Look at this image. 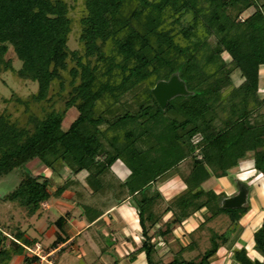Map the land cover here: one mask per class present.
I'll return each mask as SVG.
<instances>
[{"label":"trees","instance_id":"obj_1","mask_svg":"<svg viewBox=\"0 0 264 264\" xmlns=\"http://www.w3.org/2000/svg\"><path fill=\"white\" fill-rule=\"evenodd\" d=\"M70 11L65 0H0V73L11 68L5 60L11 48L21 62L17 77L37 84L28 101H14L26 110L31 103L48 105L40 118L29 114L27 126L18 125L7 112L0 114V178L23 171L15 189L0 201L13 203L31 218L52 192L61 195L86 172L89 195L99 199V207H83L91 221L109 202L133 200L141 245L132 254L143 253L146 264H163L153 259L158 239L167 243L173 228L194 214L205 210L209 215L204 222L226 216L229 228L211 234L203 254L182 259L191 243L168 263L212 264L220 247L230 246L233 234L241 231L239 221L249 206L223 209L227 196L203 184L238 170L248 154L255 175L264 176V95L259 94L264 0H83L80 51L68 47L74 23ZM236 71L242 81L233 86ZM172 75L184 83L188 95L173 98L162 110L151 90ZM127 95L134 104L122 103ZM57 101L61 108H55ZM72 109L77 117L64 130ZM196 136L200 139L194 144ZM34 160L52 172L61 165L68 176L52 191L51 177L27 169ZM187 160L189 172L180 178L186 192L166 207L163 214L172 218L166 230L150 235L162 218L154 206L163 200L152 189ZM116 162L127 175L124 180L115 177L118 184L111 185L105 177ZM240 184L247 188L237 180ZM107 191L111 197L104 201ZM61 223L55 222L60 230ZM2 230L0 225V264L24 251L30 254L26 249L36 246L19 228L11 231L13 239L5 246L8 238ZM60 240L58 236L52 246ZM252 240L261 259L240 248L231 251L234 264H264V218ZM37 259L32 255L25 261Z\"/></svg>","mask_w":264,"mask_h":264},{"label":"crops","instance_id":"obj_2","mask_svg":"<svg viewBox=\"0 0 264 264\" xmlns=\"http://www.w3.org/2000/svg\"><path fill=\"white\" fill-rule=\"evenodd\" d=\"M248 163L247 165L246 163L242 165L240 163L239 169L242 172L240 180L252 177L255 174L252 161ZM43 170L47 172L49 169L43 168ZM121 172H123V170H121ZM50 173H52V171H50ZM60 174L61 177H64V180L68 176V172L63 169L60 171ZM82 174L83 173H80L76 177V183L70 186L61 195L54 194L48 201L42 203L43 206L41 205V209L36 215L31 218L25 216L22 224L10 225V223H0L3 234L8 238L5 242V246H8L10 240L13 239L10 235L11 231H15L16 228H19V231L24 234L25 238L35 240V245H39L41 249L42 259L26 262L25 258H31L32 255L24 251L22 255L13 256L9 264H146L143 253H137L135 256L132 254L141 245V228L135 217L133 201L131 200L132 203L129 202L128 204L126 203V205L110 203L104 208H101V216L91 221L87 213L84 212L83 207L94 206V204L99 202V199L91 198L89 195L90 191L88 192L85 185L79 180ZM225 178L226 177L216 180L221 181ZM257 181L258 180L255 178L254 184L257 183ZM169 182L172 183L168 185V182H166L164 189L166 191L168 190V194H172L179 188L186 190L180 185L176 187L175 184H173L176 181ZM245 184L247 185V202L245 205L249 206V211L240 219L239 224L241 226V231L232 240L231 245L220 247H225L224 253H222L224 255V260L219 259L216 264H225L226 260L228 261L226 262L227 264H234L230 261L231 251L240 248H245L251 257L261 259L260 256L253 251L252 235L254 231L260 227L264 218V189H260L258 186L259 184H255L257 186H255L254 189L251 188L252 186H249L246 181ZM56 186L59 185L54 184L52 191L55 190ZM213 190L216 193L226 192L229 197L237 193L232 191V184L229 183H224L222 185L218 184ZM51 216H55L56 219L50 221L49 219ZM58 219H62L61 230L63 233L62 236L56 231L54 233L57 237L60 236L61 240L56 245L47 248L42 244L39 236H34V233L43 237L46 234L44 233L45 230L47 232L53 227L58 229L55 225ZM31 220L32 223H30ZM201 221L203 222L202 211L182 222L180 227L175 228L173 235L176 236L177 241L181 238L183 233L192 236L200 229L199 227L202 224ZM31 226L32 233L30 232ZM188 237L187 239L190 240V237ZM180 240L178 243L183 241ZM191 243L193 245L192 241H189L185 245L181 244V248L187 247ZM163 244L165 248L168 247L169 250L170 242H165ZM192 247L194 248L195 246L193 245ZM34 248L35 247L32 249ZM160 250H162V248H159V251Z\"/></svg>","mask_w":264,"mask_h":264},{"label":"rangeland","instance_id":"obj_3","mask_svg":"<svg viewBox=\"0 0 264 264\" xmlns=\"http://www.w3.org/2000/svg\"><path fill=\"white\" fill-rule=\"evenodd\" d=\"M65 1L71 8L70 17L73 18L74 20L72 31H71V34L69 35L68 47L70 51H80L82 46L79 42L80 27L78 24V20H79L80 14L83 11V0H65ZM250 13H252V10L248 11V14ZM212 42H213V39H211V43ZM222 57L227 63L230 61V58L227 54L224 53ZM5 60L10 62L11 68L9 70H6L0 73V114L3 112H7L11 116V119L13 121H16L18 125L27 126L28 125L27 124L28 115L35 114V116L40 118L42 117L43 112L48 109V105L45 103L40 104V105L31 103L26 110V107L24 105H18L14 101L13 97H15V99L16 98L21 99L22 101H28L30 96L36 93L37 84L30 82V81H23L17 77L16 72L21 68V62L18 61V59L16 58L11 48H9L7 54L5 55ZM71 66L72 64L69 62L68 68ZM62 74L64 77L66 72ZM259 76H260L259 94L263 96L264 95V67L260 69ZM232 81H233V86H238L241 83L242 80L240 78V74L238 71L233 73ZM54 87L56 86H53V88ZM230 89L231 88H229L227 91H229ZM227 91H225L223 94H226ZM121 101L122 103L126 101L127 103L134 104V101L131 95H127ZM55 108H61L59 101L56 102ZM76 117H77V113L74 109L68 111L65 122L63 123V129L66 130L69 124L71 123V121H73ZM199 139L200 137L196 136L195 138H193V141L196 142ZM251 155L252 154H248L245 160L241 162V165L243 163H246V165L249 164L248 162H250L252 159ZM190 162H191L190 160L182 162L178 166V168L168 172L166 175L161 177L155 183V187L152 189V191H154V189H157L158 191H160L163 194V200L162 201L160 200L157 202V204L154 206V211L157 215H160L162 218L160 219L158 224L150 230V235L155 234L158 230L160 231L166 230L165 223L169 222L172 219L171 215L163 214L166 207L170 203H172L175 199H177L179 196H181L182 194L186 192V190H183V188H179L176 191H174L172 194H168L169 193L167 192L168 190L167 191L164 190L165 183L168 182V185H169L172 183L169 181H176L173 183L175 184L176 187L178 185H180L181 187H184L180 181V178L181 176H186L188 174L189 169H190V164H191ZM26 167L35 176L43 175L44 177H51L53 179V183L56 185H61L64 181V177H61V174H60V171L63 169L61 165H57L54 172L52 173H50L51 170H48L47 172H45V170H43L44 168L43 165L40 164L37 160L30 162L29 164L26 165ZM121 170H123V172H121ZM82 173L83 174L80 176L79 180L82 181L81 183L85 185L86 190L89 192L91 190L89 189V187L87 186L85 182L87 173L86 172H82ZM241 174L242 172L240 171V169L232 170L228 173V175L226 176L224 180L220 181V180H216L213 178L207 181L206 183H204L203 188L206 190L207 189L213 190V188L215 189L216 185L218 184L222 185L224 183L225 184L229 183V184H232V187H233L232 191L235 193L237 192V187H238L237 180L241 179L240 178ZM126 175H127V171L125 167L123 166V164H121L120 162H116L111 167V172L107 174V176L105 177V180L109 181L111 185H117L118 183L116 181L117 179L115 180V177L121 180H124ZM22 177H23V171L21 169H15L10 174L0 178V196L2 197V195L12 192L15 189V187L18 185ZM255 178L258 181L260 179V181L259 182L257 181V183L255 184L257 185L259 184L258 185L259 188L264 189V176H260V175L257 176L254 174V176L249 177V178H243L240 181H244L243 183H245L246 181V183L249 186L251 185L252 186L251 188L254 189L255 186H257L254 184ZM184 189L186 188L184 187ZM224 194L229 197L228 193L225 192ZM52 195H53V192H52ZM110 197H111V192L107 191L103 193V196L101 197V199L106 201L107 199H110ZM131 200H132L131 198L125 197L124 201H122V203L120 204L126 205V203L127 204L129 202L132 203L133 200L132 201ZM3 203L4 202L0 201V223L2 224L10 223V225H17L18 223L22 224L23 219L25 217L22 211L11 202H7L5 204ZM110 203L111 202H109V204ZM112 203L114 204L115 202H112ZM96 206L99 207L97 204H94L93 207L97 208ZM202 212H203V216L205 215V217H208L209 214H207L205 210H202ZM55 219H56L55 216H51L49 220L52 221ZM30 223H32V220L30 221ZM201 225L202 227H200V229L197 230L194 233V235L191 236V235H187L183 233L180 238L181 240L178 239V241L176 239V236L173 235L172 233V235L168 237V242H170L169 250H168V247L165 248V246H163L162 250L158 252V255H154L153 257L154 262H157L158 260L161 259L163 264L170 263L178 255L177 253L180 252L179 250L181 249V244L185 245L189 241H192L195 247L194 248L192 247V250H187L183 252L181 255L182 259L191 260V259L198 258L201 254H203L204 251H206L210 247L211 234L224 233L229 228L230 222L226 216H219L211 221H206V222H204V219H203V222ZM174 230H175V227L173 228V231ZM55 231L58 232L62 236L63 232L60 229H57L54 227L52 229H49V231L47 232L45 230L44 233L46 234L43 237L35 233H34V236H37V237L39 236L42 241V244L45 247L50 248L58 238L54 233ZM30 232L32 233V226H31ZM237 235H238V232L234 233L232 238L234 239ZM187 237L190 240H188ZM179 240L180 241L183 240V241L181 243H178ZM224 250H225V247L220 248L219 252L212 258L211 260L212 264H216L219 259L224 260V257H223L224 255L222 254L224 253ZM230 261L234 263L231 259ZM226 262L228 261L226 260L225 264H227Z\"/></svg>","mask_w":264,"mask_h":264},{"label":"water","instance_id":"obj_4","mask_svg":"<svg viewBox=\"0 0 264 264\" xmlns=\"http://www.w3.org/2000/svg\"><path fill=\"white\" fill-rule=\"evenodd\" d=\"M151 93L162 110L166 108L168 102L173 98L177 96L188 95L184 83L178 78L177 75H172L168 81L158 82L151 90ZM246 202L247 188L240 184L235 195L223 199L222 208L239 209L244 207Z\"/></svg>","mask_w":264,"mask_h":264},{"label":"built area","instance_id":"obj_5","mask_svg":"<svg viewBox=\"0 0 264 264\" xmlns=\"http://www.w3.org/2000/svg\"><path fill=\"white\" fill-rule=\"evenodd\" d=\"M193 143L195 144V143H197V141L196 142H194L193 141ZM158 241H159V248H162L163 246H164V244H163V242L161 241V240H159L158 239ZM31 255H34V256H36V257H38L39 259H42V256H41V249H40V247H39V245H36L35 246V249H26Z\"/></svg>","mask_w":264,"mask_h":264}]
</instances>
